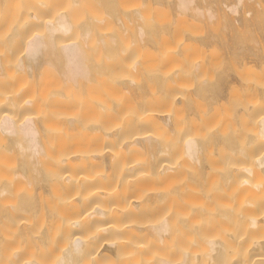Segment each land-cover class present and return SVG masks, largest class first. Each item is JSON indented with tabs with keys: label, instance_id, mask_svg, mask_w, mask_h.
<instances>
[{
	"label": "bare ground",
	"instance_id": "bare-ground-1",
	"mask_svg": "<svg viewBox=\"0 0 264 264\" xmlns=\"http://www.w3.org/2000/svg\"><path fill=\"white\" fill-rule=\"evenodd\" d=\"M0 11V264H264V0Z\"/></svg>",
	"mask_w": 264,
	"mask_h": 264
},
{
	"label": "rangeland",
	"instance_id": "rangeland-1",
	"mask_svg": "<svg viewBox=\"0 0 264 264\" xmlns=\"http://www.w3.org/2000/svg\"><path fill=\"white\" fill-rule=\"evenodd\" d=\"M2 14H3V11H0V18H1V16H2ZM238 18V17H237ZM227 22H224L223 21V24H226ZM228 26H229V28H228V34H230V32L232 31V27H231V23L229 24L228 23ZM233 37L237 40V41H240V42H244V43H247L248 42V39L250 38V34H249V31L248 30H242V31H240L238 34H235V35H233ZM230 40H231V38H229ZM233 40V39H232ZM14 60V59H13ZM63 87V85H61L58 89H60V88H62ZM17 89V88H16ZM15 88H14V90H16ZM61 90V89H60ZM38 108H41V109H39V110H42L43 109V107H38ZM57 108H60L61 110L59 111L60 112V114H64V113H66L67 112V110H68V107H67V105H65V104H63V105H59ZM16 112V111H15ZM13 113V112H12ZM20 114L21 113H19L18 112V114L16 113V114H13V116L15 117L16 115L17 116H19L20 117V119L21 118H23V114L20 116ZM18 117V118H19ZM234 117V119H238L237 117H236V115H234L233 116ZM17 117H15V119H16ZM20 119H18V120H20ZM17 120V119H16ZM29 224V223H28ZM93 229V228H92ZM214 238H218V237H214ZM205 252H206V250H205ZM204 252V253H205ZM203 253V254H204ZM137 261H139V260H137ZM137 261H135L134 263H136ZM140 261H142L141 262V264H146L145 262H143V260H140ZM140 262H138V264H139ZM103 264H113L111 261H106V262H104ZM137 264V263H136Z\"/></svg>",
	"mask_w": 264,
	"mask_h": 264
}]
</instances>
